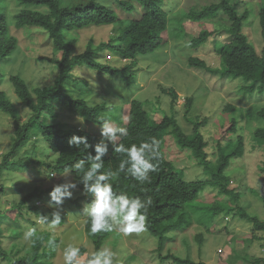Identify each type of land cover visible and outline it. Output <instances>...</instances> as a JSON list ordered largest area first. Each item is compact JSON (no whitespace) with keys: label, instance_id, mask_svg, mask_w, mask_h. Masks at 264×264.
<instances>
[{"label":"trees","instance_id":"1","mask_svg":"<svg viewBox=\"0 0 264 264\" xmlns=\"http://www.w3.org/2000/svg\"><path fill=\"white\" fill-rule=\"evenodd\" d=\"M112 1H115L122 11L131 16L125 19L120 18L114 8L105 3V0H14L18 9L8 14L10 28L12 24L18 29L31 27V29L43 30L53 51L51 56L44 58L53 63L56 69L52 83L36 87H29L19 74L9 75L6 80L13 87L14 99L0 87V111L8 114L14 126L12 145L7 152L0 154V204L1 196L7 191L5 181L8 180L9 185L17 187V190H22L24 187L20 183V173L28 168L34 170L37 175H45L47 178H51L52 172L67 171L76 178V185L84 192L83 183L79 181L80 174L75 171L73 165L80 160H85L86 167L89 166L87 157L89 154L92 156L96 154L95 145L100 140L94 133L78 125L69 126L65 121H61L64 117L59 113H65V115L69 113L89 122L102 123L105 119L100 114L107 108V105L105 102L90 103L84 97L74 95L68 90L69 82L79 83L72 73L74 67L84 65L107 75H117L122 82L130 86L133 82L137 57L152 53L167 42L168 38L162 35L167 29L168 13L161 0ZM5 4V0H0V63L18 47L17 38L9 30ZM254 6L257 7V11ZM134 14L138 18H135ZM250 16L258 19L263 43L260 51L257 50L249 34L244 31V23ZM183 17H187L199 27L198 35L195 36L192 31L186 45L195 49L211 38L213 50L220 58V67L213 69L203 58L190 55L187 58L188 66L213 73L219 71L222 75L243 76L250 81L249 85L244 86L248 92L264 93V0H216L206 5L199 4L189 8ZM219 21H225L226 24L222 27H218L217 24L215 27L212 26V29H207V23ZM108 25L118 26L115 36L98 44H94L90 39L82 51L77 50L78 30ZM182 27L180 33L183 35L184 26ZM221 36L223 39H220ZM105 50L120 54L129 62L122 67L104 62L100 59V55ZM4 72L1 66L0 82L4 79ZM161 91L171 97L173 106L179 97L178 93L171 87H161ZM18 103L30 111L24 122L21 121ZM192 103V97L185 98V112L191 109ZM145 104V101L137 99L130 101L124 126L128 134L124 137L117 136L110 152L102 157L103 171L117 172L121 160L124 159L123 154L114 151L115 145L124 144L126 147L132 144L139 145L141 142H150L152 138L159 142L160 158L154 161L159 164V167L155 172L150 173V183L141 185L124 173L114 176L110 183L113 184V190L118 194L124 193L129 197L140 196L152 199L153 204L148 211L146 231L158 240V248H161L168 238L169 231L183 232L192 226L193 220L187 214L188 206L196 200L205 186L210 185L217 188L220 193L226 195V200H237L239 193L235 191V188H228L230 177L226 174V168L231 158L242 154L243 142L240 136L231 135L235 134L237 128L236 122L232 121L223 126L222 134L225 142L215 143L214 151L209 153L207 151L208 141L199 130L200 120L192 122L193 132L189 135L182 130L175 118V113L162 114L159 119L153 118ZM256 115L264 120V108H259ZM167 133H171L182 147L191 149L198 164L209 174V179L187 181L183 178L182 172L165 157L163 145ZM73 135L86 136L90 147L86 150L83 145L79 148L70 146L68 141ZM254 136L264 147V127L256 128ZM32 139L35 147L39 143L44 153L53 155L50 162L33 157L14 158L17 151ZM44 168L47 170L45 173ZM261 170L264 173V166ZM11 174L14 175V179H10ZM58 184L63 183L60 181ZM44 192L46 189L40 185L35 186L23 196L20 203L0 210V221L7 216V220L13 223H18L20 216L32 223L41 220V216H47L50 220L52 212L46 213L34 203L36 199L42 198ZM83 196L89 203L93 199L85 192ZM260 198L264 205V195ZM72 201L77 206L81 205L79 199ZM216 204L214 203L210 209L218 213L215 208L218 211L221 208ZM236 207L238 215L252 222V239L257 237L255 231L264 232V221L249 215L244 208ZM27 213L35 217L29 218L26 216ZM9 229L21 230L18 225L9 226ZM89 229L90 220L85 216L84 230L94 246V253L102 248L104 240L110 233L102 232L92 235ZM1 230H7V227ZM1 230L0 234H3ZM34 230L36 235L22 254H20L21 250L10 253L14 258L11 264H51L52 260L48 263L43 259L49 255L50 257L55 255L60 243V234L53 239L55 241L53 245L49 243V237H52L51 230L47 228ZM197 237L202 242L201 233ZM49 246L51 250L47 252L46 249ZM79 248L83 253L84 247ZM7 254L8 252L0 245V256ZM90 256L91 254L85 257V264ZM168 256L173 255L168 254ZM174 258L180 264H207L189 258L176 256ZM248 264H264V255L252 258Z\"/></svg>","mask_w":264,"mask_h":264},{"label":"rangeland","instance_id":"2","mask_svg":"<svg viewBox=\"0 0 264 264\" xmlns=\"http://www.w3.org/2000/svg\"><path fill=\"white\" fill-rule=\"evenodd\" d=\"M4 9L7 14V22L10 33L18 40V47L4 58L0 63L5 70L4 79L0 87L14 99L13 87L6 80L9 75L19 74L25 79L29 87L50 84L55 79V69L45 56H51L52 45L46 40V34L39 28L22 27L20 29L9 25L8 14L18 8L14 0H5ZM167 10L168 25L162 36L168 38L167 42L159 46L154 52L137 57V65L133 76V82L127 86L117 75H107L98 70L77 65L72 73L78 82H69L68 90L74 95L84 97L90 103L105 102L107 108L101 112V117L109 121L114 127H123L127 120L129 103L132 99L145 101V107L151 117L161 118L162 114H174L182 130L186 134L193 132V124L200 120L199 130L208 141L207 151L213 152L217 142H225L223 138V126L235 121L237 128L234 136H240L243 142V152L239 156L231 158L226 174L230 177L228 188H235L238 192L236 201L226 200V195L217 188L207 185L201 190L196 200L189 203L187 214L193 220L192 226L186 231H169L167 240L161 248H158V240L147 231L140 234L124 236L119 231H114L104 240L103 247H108L115 253V264H180L174 257L189 258L194 261H203L207 264H248L254 257L264 255V232L255 231L257 237L252 239L253 224L251 221L238 215L237 207L244 208L249 215L258 217L264 221V205L260 198L264 195V147L254 136V130L264 127V120L256 115L259 108H264V93H250L244 88L249 85L243 76L232 74L222 75L219 71L210 72L198 67L188 66L187 58L190 55L203 58L211 67H220V58L213 50L212 39L197 48L187 46L191 32L198 35L199 27L185 16L189 8L206 5L216 0H161ZM111 5L122 19L131 15L122 11L112 0H105ZM257 11V7L254 6ZM138 18L136 14L133 15ZM180 20V22H179ZM184 26V34L181 28ZM218 24L222 27L224 21L210 22L207 29H212ZM213 26V27H212ZM117 25H108L100 28L88 27L77 31L79 42L77 50L82 51L88 40L94 44L107 41L117 33ZM28 29L29 31L25 30ZM244 31L249 34L258 51L263 45L260 27L257 17L250 16L244 23ZM169 34V37H168ZM183 36V37H182ZM182 37V38H181ZM220 39H223L221 36ZM220 41V40H219ZM100 59L111 65L122 67L129 60L122 58L120 54L105 50ZM67 85V86H68ZM161 87H171L179 95L177 101L171 104V97L161 91ZM192 97L191 109L185 112V98ZM18 102V101H17ZM114 106L113 110L108 105ZM21 121L28 117V108L18 103ZM69 126H77L94 133L101 141V124L86 121L69 113H59ZM205 119V120H204ZM82 120V122H81ZM14 139V126L8 114L0 111V154L10 149ZM108 144V152L112 143ZM42 145L34 146V140L25 143L16 153L14 158L24 159L27 157L40 158L44 161L53 159V155H47L41 149ZM163 150L165 157L183 174L187 181L209 179V174L198 164L191 149L182 147L176 138L167 133L164 139ZM42 151V152H41ZM44 173L47 171L43 169ZM55 174V176H52ZM65 174H67L65 176ZM51 178L45 175H37L32 169L20 173L22 190L9 185L6 180L7 191L1 196L0 210L7 206L20 203L23 196L40 185L46 192L41 199L34 203L46 213L59 211L62 216L61 223L55 227L42 223L41 220L32 223L27 218L20 216L18 223H13L7 217H3L0 223L3 234H0V245L8 252L0 256V264H11L13 257L11 252L21 250L20 254L31 243L24 239V233L32 229H49L52 231L50 240L60 234L57 251L53 257L43 259L51 264H64L63 250L72 244L76 247H84V252L78 259L81 264L87 255L93 253L94 246L84 230L83 209L89 202L83 196L84 192L76 185L71 189L72 200L79 199L80 206L70 199H64L58 208L49 207L50 192L58 182H76V178L67 171L52 172ZM10 179H14L11 174ZM26 183H29L26 185ZM26 185V186H25ZM12 186V187H11ZM216 206L221 210L213 212L210 207ZM29 218L35 217L27 213ZM18 225L21 230L9 229V226ZM19 232V234H18ZM21 233V234H20ZM203 236L202 242L198 235ZM16 237V238H12ZM49 246L46 251L50 252ZM168 254L173 256H168ZM48 256V255H47Z\"/></svg>","mask_w":264,"mask_h":264},{"label":"clouds","instance_id":"3","mask_svg":"<svg viewBox=\"0 0 264 264\" xmlns=\"http://www.w3.org/2000/svg\"><path fill=\"white\" fill-rule=\"evenodd\" d=\"M108 109L111 111L114 106L109 104ZM127 134V129L114 127L105 120L101 124L102 139L95 145L96 154L94 156L89 154L87 157L89 166L86 167L85 160H80L73 165L75 171L80 174L79 181L83 183L85 194L93 198L83 209V215L90 220L89 231L92 235L119 231L124 236H130L147 230L148 211L153 204L152 199L140 196L129 197L124 193L118 194L113 190L110 180L119 173H124L141 185L150 183V173L155 172L159 167L158 163H154L160 158L159 142L152 138L150 142H141L139 145L132 144L127 147L124 144L115 145L114 151L123 154L124 159L121 160L117 172L103 171L102 157L108 152V144L105 141L114 144L117 136L124 137ZM68 143L77 148L83 145L86 150L90 147L86 136L73 135ZM75 187L76 183L70 181L55 185L49 194L51 198L49 207L58 208L61 206L64 199L72 197L71 189ZM51 217L49 220L47 216H41V222L48 223L50 227L61 223V215L58 210L53 211ZM35 235L34 229L29 230L24 233V239L30 240ZM49 243L55 245L54 240H50ZM80 256V248L72 244L67 245L63 250L64 264H81L78 259ZM114 257L115 253L111 249L103 247L92 253L86 264H115Z\"/></svg>","mask_w":264,"mask_h":264},{"label":"crops","instance_id":"4","mask_svg":"<svg viewBox=\"0 0 264 264\" xmlns=\"http://www.w3.org/2000/svg\"><path fill=\"white\" fill-rule=\"evenodd\" d=\"M263 249V248H262Z\"/></svg>","mask_w":264,"mask_h":264}]
</instances>
